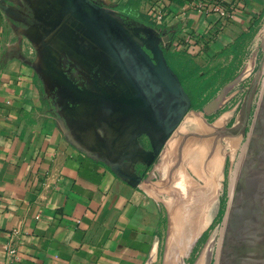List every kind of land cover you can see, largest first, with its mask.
I'll list each match as a JSON object with an SVG mask.
<instances>
[{
    "label": "crops",
    "instance_id": "crops-1",
    "mask_svg": "<svg viewBox=\"0 0 264 264\" xmlns=\"http://www.w3.org/2000/svg\"><path fill=\"white\" fill-rule=\"evenodd\" d=\"M98 1L144 18L160 3L164 19L153 22L165 55L198 61L245 51L264 18V0L242 2L232 18L203 11L199 0ZM8 24L0 9V264H155L160 204L74 142Z\"/></svg>",
    "mask_w": 264,
    "mask_h": 264
},
{
    "label": "rangeland",
    "instance_id": "rangeland-1",
    "mask_svg": "<svg viewBox=\"0 0 264 264\" xmlns=\"http://www.w3.org/2000/svg\"><path fill=\"white\" fill-rule=\"evenodd\" d=\"M4 1L15 10L16 15L6 13L8 33L21 41L25 58L43 74L44 82L48 85L44 93L52 105L53 113L62 120L74 142L88 151L103 145V142H109L107 130L103 127L106 122L105 125L101 122L104 119L101 106L87 104L74 96L71 90L72 86L88 93L92 91V85L98 84L107 88L113 96L117 90L124 93V90H120L121 81L115 69L113 71L111 63L100 55L102 50L90 47L84 36L85 29L75 18L65 15L66 9L60 0ZM94 1L100 4L98 0ZM104 7L125 23L144 47L149 46L148 34L143 29L144 26L154 28L150 17H142L140 20L139 12L125 5ZM257 28L259 32L256 30L252 34L250 44L246 46L249 48L245 51L241 50L242 47L234 46L220 57L199 61L166 52L169 55L168 63L180 73L197 103L169 140L170 145L147 170L150 174L148 183L142 184L162 210V242L155 264L171 262L168 261L171 256L169 254L178 238L174 214L180 199L187 201L185 199L193 200L196 197L213 202L208 223L189 257L185 259L187 264L196 263L209 237L225 215L231 165L230 134L233 135L234 123L262 63L264 18ZM232 54L235 57L232 58ZM245 71L249 73L228 90L223 106L212 114L204 113L203 107L215 99L224 86ZM196 118L204 121V131L190 129L197 126L198 121L192 126L189 123ZM219 122L223 128L221 139H218L219 135L210 126ZM179 131L182 132L180 138H176ZM214 162L219 166L216 169ZM139 168L144 170L142 166ZM180 234L183 235L182 232Z\"/></svg>",
    "mask_w": 264,
    "mask_h": 264
},
{
    "label": "water",
    "instance_id": "water-1",
    "mask_svg": "<svg viewBox=\"0 0 264 264\" xmlns=\"http://www.w3.org/2000/svg\"><path fill=\"white\" fill-rule=\"evenodd\" d=\"M60 1L65 15L85 29L90 47L102 50L100 55L111 63L121 81L120 90H124H117L113 96L98 84L91 87L94 93L71 86L78 99L101 106V122H106L103 127L110 141L90 152L106 157L113 172L131 185L148 183L149 178H144L147 170L192 113V99L167 62L162 38L154 28L144 26L149 42L144 47L125 23L96 1ZM0 9L15 15L4 0H0ZM37 71L47 90L43 74ZM248 73L224 86L203 112L219 110L228 90ZM243 122L242 134L232 138L225 215L195 264H264V56L234 123V134ZM143 139L149 149L143 148ZM139 164L145 168L144 173L137 171Z\"/></svg>",
    "mask_w": 264,
    "mask_h": 264
},
{
    "label": "bare ground",
    "instance_id": "bare-ground-1",
    "mask_svg": "<svg viewBox=\"0 0 264 264\" xmlns=\"http://www.w3.org/2000/svg\"><path fill=\"white\" fill-rule=\"evenodd\" d=\"M196 120L198 119L196 118L193 121ZM214 163L216 169V166L218 165L217 162ZM185 200L187 201L180 199L175 210L176 213L173 212V214L175 213L174 225H176L178 229V238H176L177 240L175 239L176 242L175 245H173L171 252L169 251L171 254L168 253L171 255L170 259L168 258L169 255L167 256L168 261H171L170 264H187L185 263V259L189 257L193 247H195L199 240L203 229H205L208 223L207 218L211 215V208H213V202L211 203V201L205 199L199 200L195 197L193 200ZM181 232L183 235L180 234Z\"/></svg>",
    "mask_w": 264,
    "mask_h": 264
},
{
    "label": "built area",
    "instance_id": "built-area-1",
    "mask_svg": "<svg viewBox=\"0 0 264 264\" xmlns=\"http://www.w3.org/2000/svg\"><path fill=\"white\" fill-rule=\"evenodd\" d=\"M244 1L246 0H199V4L202 6L203 11L218 13L223 17L232 18L240 9V4ZM147 14L156 23H160L164 19V13L160 3L149 8ZM10 252L14 253L15 251L11 250Z\"/></svg>",
    "mask_w": 264,
    "mask_h": 264
},
{
    "label": "flooded vegetation",
    "instance_id": "flooded-vegetation-1",
    "mask_svg": "<svg viewBox=\"0 0 264 264\" xmlns=\"http://www.w3.org/2000/svg\"><path fill=\"white\" fill-rule=\"evenodd\" d=\"M245 120V119H244ZM198 121V124H197V126H195L194 128H190L191 130L193 129H197V130H199V131H204V129H205V124H204V121L202 120H196L195 122L194 121H189V123L191 124V126H192V124L193 123H196ZM188 124V123H187ZM221 124H220V122L219 123H217V125H215V126H213V125H210V126H212L211 128H213V129H215V134H218L219 136H218V139H221L222 137H223V128H221L222 126H220ZM187 126V125H186ZM243 127H244V122L243 123H240V128L238 129V131L234 134V132L235 131H233V133L232 134H234V135H231L230 134V136L232 137V138H235L234 136H236V135H238L239 136V134H242V130H243ZM185 128V127H184ZM182 132L181 131H179V133L176 135V138L181 134ZM179 138H180V136H179ZM175 139V138H174ZM174 141L172 140V142L171 143H173ZM170 145V144H169Z\"/></svg>",
    "mask_w": 264,
    "mask_h": 264
},
{
    "label": "trees",
    "instance_id": "trees-1",
    "mask_svg": "<svg viewBox=\"0 0 264 264\" xmlns=\"http://www.w3.org/2000/svg\"><path fill=\"white\" fill-rule=\"evenodd\" d=\"M139 18H140V20H142L141 18H142V16H139ZM169 55H174L173 53H169ZM169 55H166L167 56V60L169 61ZM167 61V62H168ZM169 64H170V62H169ZM170 66H171V64H170ZM171 68L175 71V69L171 66ZM176 72V74L179 76V78H180V80H181V82H182V84H183V86L185 87V89H186V91L191 95V98H192V100H193V107L194 106H196V100L194 99V95H193V93L190 91V90H188V88L185 86V84H184V80H183V78H182V76L181 75H179L180 73H178L177 71H175ZM189 76V75H188Z\"/></svg>",
    "mask_w": 264,
    "mask_h": 264
}]
</instances>
